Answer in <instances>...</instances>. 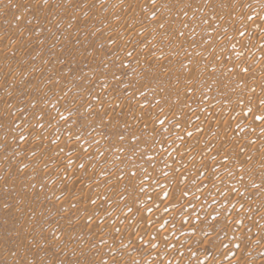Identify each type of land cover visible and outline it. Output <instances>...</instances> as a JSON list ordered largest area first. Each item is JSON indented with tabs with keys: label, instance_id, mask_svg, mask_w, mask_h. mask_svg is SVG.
I'll return each mask as SVG.
<instances>
[{
	"label": "rangeland",
	"instance_id": "rangeland-1",
	"mask_svg": "<svg viewBox=\"0 0 264 264\" xmlns=\"http://www.w3.org/2000/svg\"><path fill=\"white\" fill-rule=\"evenodd\" d=\"M217 260L264 264V0H0V264Z\"/></svg>",
	"mask_w": 264,
	"mask_h": 264
},
{
	"label": "bare ground",
	"instance_id": "bare-ground-1",
	"mask_svg": "<svg viewBox=\"0 0 264 264\" xmlns=\"http://www.w3.org/2000/svg\"><path fill=\"white\" fill-rule=\"evenodd\" d=\"M86 218H87V217H86ZM215 263H216V264H219V263H221V262H220V260H217Z\"/></svg>",
	"mask_w": 264,
	"mask_h": 264
}]
</instances>
